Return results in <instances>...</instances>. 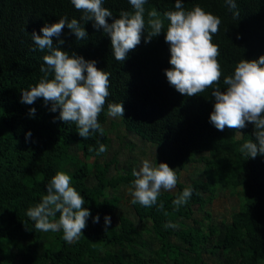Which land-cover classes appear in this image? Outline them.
Segmentation results:
<instances>
[{"label":"trees","instance_id":"16d2710c","mask_svg":"<svg viewBox=\"0 0 264 264\" xmlns=\"http://www.w3.org/2000/svg\"><path fill=\"white\" fill-rule=\"evenodd\" d=\"M175 2L147 0L145 21L147 11L155 8L164 19L163 31L145 43L150 31L146 23L140 44L123 62L115 59L110 37L93 27L94 20L80 21L88 33L84 40L67 26L53 38L54 47L95 60L98 69L110 73V95L98 118L103 135L95 132L84 140L75 124L63 122L59 109L51 112L43 98L21 103L22 91L35 86L43 76L41 66L46 67L47 50H39L31 34L42 35L43 26L63 16L80 20L83 13L71 0H0V264H207V256H219L218 264L264 262V154L248 158L240 151L245 142H255L254 125L246 122L242 129L220 131L210 122L212 91L226 89L224 77L234 73L240 60L264 55V0H235L239 19L225 0H181L185 10L199 5L221 19L213 43L220 48L223 75L218 85L192 97L177 92L165 75L171 54L165 42L169 21L163 13L176 10ZM104 6L113 13L106 18L109 24L122 10L133 11L129 0H104ZM110 103L124 108L113 126L155 147L158 164L167 163L178 176L176 190L161 192L156 205L131 203L135 220L116 215L120 197L114 193L132 185L136 166H120L119 151L109 161L105 158L113 131L105 127ZM100 144L107 151L97 155ZM191 163L200 164V171L181 183L180 173ZM58 171L72 177L71 186L84 196L83 207L91 213L83 236L72 244L63 239L62 230L37 231L27 216ZM189 186L190 199L175 209L173 200ZM225 189L240 195L229 223H214L207 211L205 221L193 218L196 207L203 211ZM97 215L99 222L94 223ZM105 216L111 218L107 229ZM169 223L177 227H165Z\"/></svg>","mask_w":264,"mask_h":264},{"label":"clouds","instance_id":"9594fccd","mask_svg":"<svg viewBox=\"0 0 264 264\" xmlns=\"http://www.w3.org/2000/svg\"><path fill=\"white\" fill-rule=\"evenodd\" d=\"M147 0H129L133 11H121L118 19L109 24L108 17L112 11L104 6V0H71L77 11L83 13L80 20L61 17L58 22L46 24L40 29L42 35L35 31L31 39L39 50H47L43 56L45 66H41L43 76L30 90L22 91L21 103L33 104L38 98H43L45 105L51 104L50 111L59 109V118L67 123H74L79 136L87 140L92 133L103 135L104 129L98 122L99 115L109 97L110 73L96 67V61H86L75 53L71 55L53 46V38H59L67 26L78 40H84L88 33L81 24L82 21L94 20L93 27L103 28L111 39V47L117 61H124L127 54L133 51L141 42L146 23L145 43L158 36L164 28V19L155 9L147 11L144 5ZM233 12V18L239 19V11L235 0H225ZM174 11L163 13L169 21L165 42L170 45L171 68L165 70V75L171 86L184 96H197L208 88L218 85L223 75L219 62L220 48L213 43V38L219 32L221 19L196 5L191 10H185L181 0H176ZM239 38V36L237 37ZM64 40L60 39L59 44ZM52 78H49V76ZM227 86L224 91L216 87L211 95L215 104L210 114V122L216 129H242L246 122L254 125L255 142L249 140L240 148L241 153L248 158L264 154V55L258 59H242L232 75L224 77ZM35 108L30 109L34 114ZM110 117L124 116L122 103L108 104ZM31 133L26 134V139ZM90 151L92 149H89ZM107 151L104 144L99 145L97 155ZM131 203H139L144 207L157 204L161 191H172L178 183L175 169L167 163L154 165L148 159L143 160L139 170L133 169ZM72 177L58 171L47 184V194L42 201L27 211V216L33 221L37 231L63 232V239L72 244L83 236L87 218L91 215L88 208L83 207L85 198L71 186ZM189 186L183 189L173 200L175 209L185 205L192 195ZM163 203L159 209L163 210ZM59 213V219H55ZM167 215V213H165ZM105 229L111 223L109 216L104 217ZM99 222V216L93 218ZM165 227L175 228L169 223Z\"/></svg>","mask_w":264,"mask_h":264},{"label":"rangeland","instance_id":"374dc122","mask_svg":"<svg viewBox=\"0 0 264 264\" xmlns=\"http://www.w3.org/2000/svg\"><path fill=\"white\" fill-rule=\"evenodd\" d=\"M119 117H108L105 127L107 129L113 130L109 131V137L111 139V147L106 155V160L109 161L111 156H113V151H119L118 153V161L120 166H124L126 162H134L136 166V170H139L142 166V162L145 159H148L154 165H158V159L156 157V148L152 147L150 144H147L140 140V138L127 134L123 127H114L113 123H119ZM114 128V129H113ZM134 145L132 149L130 145ZM135 161H132V160ZM200 164L191 163L187 166V168L180 173L179 181L181 183H188L192 177V175L200 171ZM130 190H132V185H122L120 186L114 194L120 197L119 207L117 209L116 215H124L129 218L135 220V214L133 208L131 206L132 196L130 195ZM176 190L172 191H164L161 192H169L172 193ZM231 189L220 190L216 199L207 204L203 211H199L195 208V213L193 218L199 220L200 222L205 221V211L211 214L212 220L216 224H220V222L225 221L227 223L231 220V215L233 212L237 211L239 208V198L240 195L232 194ZM117 220V216L114 217V221ZM148 223V222H147ZM143 225V224H142ZM219 256H207L206 262L207 264H218ZM264 264V262L262 263Z\"/></svg>","mask_w":264,"mask_h":264}]
</instances>
